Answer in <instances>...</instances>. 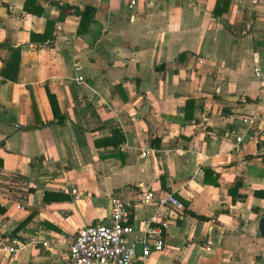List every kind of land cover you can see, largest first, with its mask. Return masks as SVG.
<instances>
[{
	"label": "crops",
	"instance_id": "obj_1",
	"mask_svg": "<svg viewBox=\"0 0 264 264\" xmlns=\"http://www.w3.org/2000/svg\"><path fill=\"white\" fill-rule=\"evenodd\" d=\"M24 2L0 0V246L22 244L0 264H69L113 196L133 202L134 246L147 216L166 224L145 264H264V0H34L40 15ZM52 2L93 7L98 25L79 34ZM47 30L52 45L29 42ZM1 44H23L4 76Z\"/></svg>",
	"mask_w": 264,
	"mask_h": 264
},
{
	"label": "built area",
	"instance_id": "obj_2",
	"mask_svg": "<svg viewBox=\"0 0 264 264\" xmlns=\"http://www.w3.org/2000/svg\"><path fill=\"white\" fill-rule=\"evenodd\" d=\"M133 3V2H132ZM74 80L83 83L84 78L80 74V68H75ZM253 76L259 79L261 89L264 91V73L259 66L253 67ZM244 123L249 122L243 118ZM236 142L242 140L237 136ZM153 200L151 193H146L141 202ZM171 206L177 214H182L184 206L173 194H168L166 199L160 201ZM133 202L119 196L111 198L110 214L106 221L96 224H89L81 227L68 248L69 264H145L147 256L152 251L162 250L165 239L164 222L157 223L155 215L151 214L145 218L149 225L145 234L139 240L142 245L141 253L138 254L133 243H129L128 234L132 232L130 223V209ZM8 254H15L22 248V244L16 242L14 245H1Z\"/></svg>",
	"mask_w": 264,
	"mask_h": 264
},
{
	"label": "trees",
	"instance_id": "obj_3",
	"mask_svg": "<svg viewBox=\"0 0 264 264\" xmlns=\"http://www.w3.org/2000/svg\"><path fill=\"white\" fill-rule=\"evenodd\" d=\"M34 0H25L24 5H23V9L25 12L27 13H31L34 15H40L42 12L41 8H34L32 6ZM53 5H56L57 7L60 8H67L72 10V12L77 15L79 17V24H78V29L77 32L79 34L85 33L90 31L89 30V26L91 24L93 25H98L97 21L95 20V8L87 6L82 10H79L77 7L75 6H69L67 4H59L57 2H52ZM63 16L59 15V19H62ZM52 26V25H51ZM52 37V32H50V30L48 31H44L43 34H34L32 32L29 33V42L30 43H35L37 45L40 46H47V45H52V43L46 42L48 39H50ZM2 45V44H1ZM3 47L5 45H2ZM23 46V44H18L16 46H10V45H6L5 47H7L11 53L9 55V57L7 58V60L4 62V67L3 69H1V74L4 76L6 75L5 73V69L9 68V67H17V63L19 60V53H20V49ZM48 95V100H49V104L52 110L53 115L55 116V118L57 119L58 123H62L63 117L61 116L60 112H59V108L57 105V101L54 97V95L52 94H47ZM122 138H120L121 140ZM205 174L209 172V170L207 168H204ZM214 179L212 184L216 185L217 183V175L213 174ZM204 180L206 181V178H204ZM241 186V182H236L235 186L233 187V190L231 189L230 191L232 192V196L234 197V191L236 192V190ZM236 197H240L241 199L244 198L245 194L240 193V194H236ZM67 196L61 193H55V192H44V199L46 201H50V200H62V199H66Z\"/></svg>",
	"mask_w": 264,
	"mask_h": 264
},
{
	"label": "water",
	"instance_id": "obj_4",
	"mask_svg": "<svg viewBox=\"0 0 264 264\" xmlns=\"http://www.w3.org/2000/svg\"><path fill=\"white\" fill-rule=\"evenodd\" d=\"M258 233L260 236H263L264 237V216H262L260 218V221H259V227H258ZM135 250L138 254L141 253V250H142V245L139 244V245H136L135 246Z\"/></svg>",
	"mask_w": 264,
	"mask_h": 264
}]
</instances>
